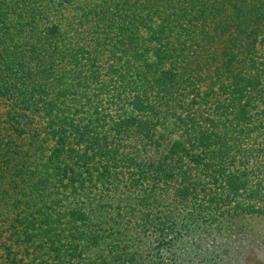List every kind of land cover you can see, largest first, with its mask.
<instances>
[{
	"label": "trees",
	"instance_id": "1",
	"mask_svg": "<svg viewBox=\"0 0 264 264\" xmlns=\"http://www.w3.org/2000/svg\"><path fill=\"white\" fill-rule=\"evenodd\" d=\"M79 1L62 29L0 0V264H176L189 226L264 212V0Z\"/></svg>",
	"mask_w": 264,
	"mask_h": 264
},
{
	"label": "rangeland",
	"instance_id": "2",
	"mask_svg": "<svg viewBox=\"0 0 264 264\" xmlns=\"http://www.w3.org/2000/svg\"><path fill=\"white\" fill-rule=\"evenodd\" d=\"M13 1L14 0H8L10 4H13ZM80 3L82 4V2L78 0L75 3H72L74 5L71 6L68 5L69 3L64 4L61 0H25L21 9L24 13L27 7L32 9L35 14V20L38 25L42 27L56 24L60 26V28L66 29L70 22L73 24L78 23L81 13L79 10ZM78 28L79 27L76 25L72 26L71 30L67 31V35H69V37H73L75 34L78 35ZM101 35L103 36L102 32ZM71 66L72 65L68 64V67H66L67 72L72 71ZM34 70H36V68ZM54 77L55 76L52 74V78ZM64 81L69 84V77H66ZM111 84L113 87L108 90V94L102 95L104 99H107V102L108 100L111 101L112 98L110 97L114 95L115 87L117 86L115 80H113ZM72 91H74L73 94H71L70 90L68 96L67 94L61 96L58 98V101L65 100V102L74 109L76 106H83L82 103L85 101V96L81 95L80 92H76L78 90L72 89ZM53 97L54 95H49L47 98L49 99ZM85 106L88 107L87 104ZM9 107L11 108V106ZM9 107L6 103H0V112H7ZM104 108L108 109L107 103ZM117 109L118 108L116 107L110 106L109 113L115 117ZM18 120H20V124H23L26 121V117L19 118ZM46 121L47 120L42 117V122L46 123ZM44 136H46L47 142L46 145L43 146V152H38V155L41 156L46 152L49 153V146L52 145L50 136L42 133L40 137L42 138ZM250 142L255 143L254 147H258V153L250 159V164L248 166H262L260 174L252 177L250 181V185H254L256 188V179H264V131L259 137L251 138ZM27 143L28 141L25 140L26 146L24 148L26 151L29 149ZM39 170L45 169L40 167ZM260 185L262 186V191L264 193V180L263 184ZM61 198L63 199L64 205L68 204L69 201L64 199L65 197ZM249 201L250 200L246 202L248 203ZM260 207L264 208V197H259V201H257V204L255 205V208L260 209ZM62 211L66 210L63 208ZM232 217L233 218L225 222V224H227L226 226L222 224H217L216 227L213 228H196L189 226V228L182 231V234L178 235V244H173L171 250H164V255L168 256L173 254V257L178 258L176 264H264V212L258 214L250 211L249 213L241 214L239 216L233 215ZM141 237L145 242L141 239L142 244L139 245L143 247L154 238V235L152 232H146L141 234ZM16 249L17 248H15V250ZM208 252H210V256L215 257L211 261L204 260V254ZM0 253H5V250L1 248ZM142 254L149 256V251L144 249ZM18 255L23 256L24 254L18 251L17 257ZM144 262L146 261L144 260Z\"/></svg>",
	"mask_w": 264,
	"mask_h": 264
}]
</instances>
